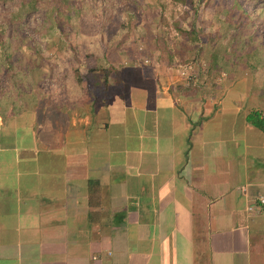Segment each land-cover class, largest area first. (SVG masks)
Here are the masks:
<instances>
[{
	"label": "crops",
	"instance_id": "obj_1",
	"mask_svg": "<svg viewBox=\"0 0 264 264\" xmlns=\"http://www.w3.org/2000/svg\"><path fill=\"white\" fill-rule=\"evenodd\" d=\"M205 1L0 0V264H264V2Z\"/></svg>",
	"mask_w": 264,
	"mask_h": 264
},
{
	"label": "rangeland",
	"instance_id": "obj_2",
	"mask_svg": "<svg viewBox=\"0 0 264 264\" xmlns=\"http://www.w3.org/2000/svg\"><path fill=\"white\" fill-rule=\"evenodd\" d=\"M213 1H215V2L209 1V3L210 4L218 3L219 5L226 4L224 2V0H213ZM195 2H198V0H195ZM203 2H206V1L203 0ZM262 2H264V0H262ZM246 5H248V4H246ZM236 7H239V6L236 5ZM247 9H248V12H251V11H249V10H251V6H248ZM207 13L208 14H206V15L211 16L212 11H208ZM219 13H222V12L220 11ZM0 14H1L0 15V21L1 22L3 21L5 23L4 27H2V26L0 27V34H2V35H10V34H17V35L21 34L22 35V34H24V35H33V36L38 35L39 36L41 33V28L39 26H37L40 19H41V16H42V12L40 10L33 11L32 14H29L27 16V18L25 19L26 22L19 27H15V26L8 23L7 20L11 16L12 13L10 12V10H8L7 7H3L2 4H0ZM204 14H205V12H204ZM236 29H239V27H236V28L230 27V28H228V31L232 32L233 30H236ZM258 29H259V31L262 32V34H264V26H259ZM240 30H242L241 36H247L248 34H251L252 28L249 26L243 25L240 28ZM52 33L55 34L54 32H52ZM255 44L258 46V48H261L263 50L262 47H264V39L262 37H259V39L255 43H252L249 46H252ZM239 46L243 47V46H245V44L240 43ZM243 60H245V59H243ZM263 61L264 60H262V59H258L257 60L258 65L256 67L257 68L263 67V65H262Z\"/></svg>",
	"mask_w": 264,
	"mask_h": 264
},
{
	"label": "built area",
	"instance_id": "obj_3",
	"mask_svg": "<svg viewBox=\"0 0 264 264\" xmlns=\"http://www.w3.org/2000/svg\"><path fill=\"white\" fill-rule=\"evenodd\" d=\"M138 50L142 51L143 50V47L142 46H139ZM143 62L144 63H148L149 60L148 59H144ZM198 65L199 64H198V62L196 60L190 61V62H184V63L179 64L180 75L182 77H184L188 81L189 80H192V79H196L195 74L193 75L192 73H190V71H192L194 69V67L195 66H198ZM256 203L259 206L264 205V197L263 196H258L256 198V202L250 203L247 206L248 212H256L258 210L259 207L256 206Z\"/></svg>",
	"mask_w": 264,
	"mask_h": 264
},
{
	"label": "trees",
	"instance_id": "obj_4",
	"mask_svg": "<svg viewBox=\"0 0 264 264\" xmlns=\"http://www.w3.org/2000/svg\"><path fill=\"white\" fill-rule=\"evenodd\" d=\"M224 2L226 3V4H228V3H234V7L232 8V10L231 11H228V13H229V15L230 16H233V17H239V15H242V12H241V4H240V1L239 0H224ZM236 5H238L239 7H236ZM247 18L249 17L248 15L246 16ZM256 115V113L255 112H253V113H251L250 114V120H251V116L253 117V116H255ZM249 117H248V119H249ZM260 129H262L263 128V125H257Z\"/></svg>",
	"mask_w": 264,
	"mask_h": 264
}]
</instances>
